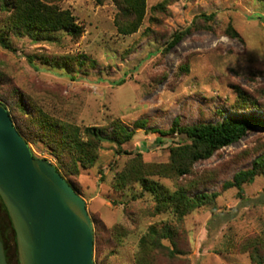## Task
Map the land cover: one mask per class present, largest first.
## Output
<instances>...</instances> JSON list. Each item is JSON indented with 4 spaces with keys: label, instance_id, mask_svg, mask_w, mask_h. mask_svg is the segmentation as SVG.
I'll return each instance as SVG.
<instances>
[{
    "label": "rangeland",
    "instance_id": "374dc122",
    "mask_svg": "<svg viewBox=\"0 0 264 264\" xmlns=\"http://www.w3.org/2000/svg\"><path fill=\"white\" fill-rule=\"evenodd\" d=\"M41 1L70 11L82 33L71 38L61 32L53 42L10 36L11 49L0 46L1 84L18 89L25 105L30 99L51 116L82 129L103 128L115 120L129 128L139 119L148 123L147 130H136L121 147L130 154L104 144L95 165L71 178L98 229L94 264H135L139 238L148 225L159 222L176 227L182 251L175 259L164 258L167 264H255L251 245L257 247L256 242L264 238V176L243 185L242 195L235 188L222 187L264 153V129H251L239 142L196 163L188 176L154 178L170 191L192 184L196 185L193 192L218 194L213 205L195 210L180 226L169 215L151 214L153 202L139 183L121 195L113 192L111 183L136 153L147 164L168 163L169 147L185 137H161L153 131L166 132L175 120L183 127L224 118L264 121V2L170 0L154 13L152 9L164 0H147L142 26L135 34L122 36L114 25L115 0H101V4L96 0ZM201 14L215 17L208 26L200 22L202 28L190 30L165 51L171 36L191 28ZM153 17L156 21L151 23ZM229 25L239 38L226 34ZM44 57L58 61L69 57L84 64H73L67 73L41 64ZM184 67H188L185 74ZM240 91L256 100L258 108L235 112ZM30 148L39 159L56 165L41 145ZM0 224L7 226L1 210ZM115 226L125 231L120 244L111 237ZM6 237L11 246L9 264H16L10 230Z\"/></svg>",
    "mask_w": 264,
    "mask_h": 264
},
{
    "label": "trees",
    "instance_id": "16d2710c",
    "mask_svg": "<svg viewBox=\"0 0 264 264\" xmlns=\"http://www.w3.org/2000/svg\"><path fill=\"white\" fill-rule=\"evenodd\" d=\"M146 1L115 0L118 13L114 25L119 35L130 36L139 30L146 15ZM169 1L164 0L152 10L154 13L160 12ZM257 1L264 2V0ZM96 2L102 3L101 0H96ZM0 13L4 15V18H0V46L4 49H11L10 36H28L34 40L53 42L56 41V34L61 32H65L71 38H78L82 33V27L76 24V20L70 11L60 10L56 6L48 5L41 0H0ZM214 17L215 14H201L195 17L191 28L177 31L171 36L165 51L171 50L190 30L202 28L200 22L208 26ZM155 21L154 17L151 18V23ZM225 32L231 38H239L231 25ZM63 60L65 61L61 62ZM63 60L58 61L44 57L41 58V64L58 70H67V73L72 72L73 64L77 63L78 66L84 64L83 61L73 60L69 57ZM181 71L187 73L188 67L182 68ZM2 80L3 75L0 73V102L3 103L9 113L17 132L26 141L29 148L31 145H41L49 151L50 156L56 160L57 172L78 194L79 192L73 185L71 178L77 177L80 170H88L95 165L99 151L104 144L116 146L117 153L130 154L121 151V147L133 139L136 130L146 129L148 126L147 121L142 119L137 120L132 128L127 127L119 120H115L103 128L87 127L82 129L51 116L30 99L25 105L24 95L14 87L2 85ZM237 95L240 99L235 102V112L258 108L256 100L246 98L241 91L237 92ZM216 113L222 112L218 110ZM256 127L264 129V121L254 117L224 118L216 123L200 122L193 126L183 127L180 126L178 120H175L168 131H153L161 137L174 134L185 137L184 142L169 147L168 163L147 164L142 161L141 154L136 153L124 169L114 175L111 188L114 193L121 195L129 191L134 184L139 183L153 202L151 214L153 216L169 215L171 220L180 226L184 218L195 210L213 205L218 194L208 195L193 192L196 185L192 184L170 191L154 181V178L176 180L188 176L196 163L206 161L216 152L239 142L251 129ZM30 151L33 158H38L31 148ZM263 176L264 153L254 159L250 169L236 173L231 181L223 185L222 189L235 188L238 190V194L242 195L243 185L251 184L256 178ZM142 196L141 193L138 198ZM136 199L133 198V200ZM0 210L3 211L7 220V226L0 224V235L6 262L9 264L11 246H9L10 241L6 235L8 230L13 233L12 246L16 256L15 235L1 200ZM175 229V226L165 222L148 225L138 240L135 264H167L165 259L172 260L181 255L182 251L177 246ZM93 231L95 246L98 242V229L94 222ZM111 232L112 240L120 244L125 236L124 228L115 226ZM166 243L170 247H167ZM256 245L257 247L251 245V260L255 264H264V253H262L264 238L257 241Z\"/></svg>",
    "mask_w": 264,
    "mask_h": 264
},
{
    "label": "water",
    "instance_id": "95a60500",
    "mask_svg": "<svg viewBox=\"0 0 264 264\" xmlns=\"http://www.w3.org/2000/svg\"><path fill=\"white\" fill-rule=\"evenodd\" d=\"M0 200L15 235L17 264H94L85 201L52 163L32 157L1 102ZM0 264H7L1 235Z\"/></svg>",
    "mask_w": 264,
    "mask_h": 264
},
{
    "label": "flooded vegetation",
    "instance_id": "af4514ba",
    "mask_svg": "<svg viewBox=\"0 0 264 264\" xmlns=\"http://www.w3.org/2000/svg\"><path fill=\"white\" fill-rule=\"evenodd\" d=\"M12 234V236H13V233H11Z\"/></svg>",
    "mask_w": 264,
    "mask_h": 264
}]
</instances>
